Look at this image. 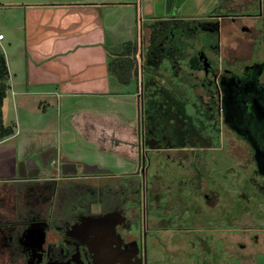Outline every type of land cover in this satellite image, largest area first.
<instances>
[{"label": "flooded vegetation", "instance_id": "flooded-vegetation-1", "mask_svg": "<svg viewBox=\"0 0 264 264\" xmlns=\"http://www.w3.org/2000/svg\"><path fill=\"white\" fill-rule=\"evenodd\" d=\"M137 50L134 167L19 160L0 264H264V0L147 24Z\"/></svg>", "mask_w": 264, "mask_h": 264}, {"label": "crops", "instance_id": "crops-1", "mask_svg": "<svg viewBox=\"0 0 264 264\" xmlns=\"http://www.w3.org/2000/svg\"><path fill=\"white\" fill-rule=\"evenodd\" d=\"M208 6L209 0L0 1V29L10 35L0 33L8 69L2 113L14 131L0 142V180L19 160L39 166L37 155L48 151L68 175L84 167L133 168L143 30ZM99 144L118 146L99 151Z\"/></svg>", "mask_w": 264, "mask_h": 264}, {"label": "trees", "instance_id": "trees-1", "mask_svg": "<svg viewBox=\"0 0 264 264\" xmlns=\"http://www.w3.org/2000/svg\"><path fill=\"white\" fill-rule=\"evenodd\" d=\"M8 69L3 54L0 51V142L13 134L10 126H5L3 122L2 107L7 95L8 85Z\"/></svg>", "mask_w": 264, "mask_h": 264}, {"label": "rangeland", "instance_id": "rangeland-1", "mask_svg": "<svg viewBox=\"0 0 264 264\" xmlns=\"http://www.w3.org/2000/svg\"><path fill=\"white\" fill-rule=\"evenodd\" d=\"M0 1H2V0H0ZM0 33H2L3 35H9V33H7V31L6 30H3V29H0ZM10 36V35H9ZM1 42V41H0ZM4 42H6V39L4 40ZM1 45L3 46V45H5L3 42H1ZM4 50H5V48H1V46H0V51H1V53L3 54V52H4ZM8 110H9V108L7 107V106H5V108H4V112L6 113V116H7V113H8ZM33 122H35L36 123V121L38 120V119H36V118H33V119H31ZM38 123H39V121H37ZM34 123V124H35ZM38 125H30V129H35L36 127H37ZM38 128V127H37Z\"/></svg>", "mask_w": 264, "mask_h": 264}, {"label": "built area", "instance_id": "built-area-1", "mask_svg": "<svg viewBox=\"0 0 264 264\" xmlns=\"http://www.w3.org/2000/svg\"><path fill=\"white\" fill-rule=\"evenodd\" d=\"M0 39H2V35H0Z\"/></svg>", "mask_w": 264, "mask_h": 264}, {"label": "water", "instance_id": "water-1", "mask_svg": "<svg viewBox=\"0 0 264 264\" xmlns=\"http://www.w3.org/2000/svg\"><path fill=\"white\" fill-rule=\"evenodd\" d=\"M138 101H139V100H138ZM138 104H139V105L141 104V103H140V101H139V103H138Z\"/></svg>", "mask_w": 264, "mask_h": 264}]
</instances>
